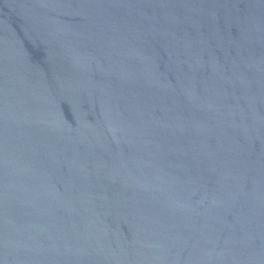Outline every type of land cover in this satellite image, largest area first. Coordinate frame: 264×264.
Segmentation results:
<instances>
[{
    "label": "water",
    "instance_id": "water-1",
    "mask_svg": "<svg viewBox=\"0 0 264 264\" xmlns=\"http://www.w3.org/2000/svg\"><path fill=\"white\" fill-rule=\"evenodd\" d=\"M0 264H264V0H0Z\"/></svg>",
    "mask_w": 264,
    "mask_h": 264
}]
</instances>
